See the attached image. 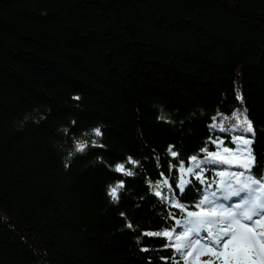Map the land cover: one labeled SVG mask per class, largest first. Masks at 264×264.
I'll return each mask as SVG.
<instances>
[{
  "label": "trees",
  "instance_id": "obj_1",
  "mask_svg": "<svg viewBox=\"0 0 264 264\" xmlns=\"http://www.w3.org/2000/svg\"><path fill=\"white\" fill-rule=\"evenodd\" d=\"M239 173L264 174V0H0V264H177L144 233Z\"/></svg>",
  "mask_w": 264,
  "mask_h": 264
},
{
  "label": "snow or ice",
  "instance_id": "obj_2",
  "mask_svg": "<svg viewBox=\"0 0 264 264\" xmlns=\"http://www.w3.org/2000/svg\"><path fill=\"white\" fill-rule=\"evenodd\" d=\"M241 123L246 125L248 132H252L251 122L247 117H244ZM94 132L97 136L102 135L99 128L94 129ZM243 143L247 144L248 141L245 140ZM94 146L97 145L94 143ZM86 147V143L76 145L77 151L80 152ZM201 151L206 152L208 157L216 156L215 152H208L206 148ZM168 152L172 157L177 155L171 146ZM189 160L195 163L187 168L184 167L183 161L179 162L181 176L176 186L181 193L184 192L185 185L191 183L184 178L188 174H191L193 179L204 182L201 161L196 156L190 157ZM128 163L137 162L129 157ZM250 166V161L241 165L245 170L250 169ZM113 170L126 176L133 175L132 170L125 169L124 164H117ZM233 176L237 187L222 191L219 199L216 192L203 195L191 205L195 211H189L187 207L173 199L170 203L185 214L183 220L176 219L175 214H171L175 227L171 230L145 232L144 235L167 238L165 247H171L179 256L177 264H190L189 258H192L191 264H199L203 255H211L219 264H264V174L246 180L243 179L244 173ZM163 184L171 188L166 178ZM123 187V181L109 186L108 195L112 201L119 200V189ZM155 194L160 196L159 191ZM233 198L242 202L233 207V203L230 202ZM127 227L131 228L132 225L129 223ZM177 227L181 229L179 233L176 232ZM142 250L148 251L147 248ZM204 264H213V261H206Z\"/></svg>",
  "mask_w": 264,
  "mask_h": 264
},
{
  "label": "rangeland",
  "instance_id": "obj_3",
  "mask_svg": "<svg viewBox=\"0 0 264 264\" xmlns=\"http://www.w3.org/2000/svg\"><path fill=\"white\" fill-rule=\"evenodd\" d=\"M241 88H242V86H241V83H240V81H237V85H236V91H237V95H238V98L240 99V100H242L240 97H242V91H241ZM200 260H201V262H206V261H213V264H219V261H217V260H215V258L214 257H212L211 255H203V256H201L200 257Z\"/></svg>",
  "mask_w": 264,
  "mask_h": 264
},
{
  "label": "bare ground",
  "instance_id": "obj_4",
  "mask_svg": "<svg viewBox=\"0 0 264 264\" xmlns=\"http://www.w3.org/2000/svg\"><path fill=\"white\" fill-rule=\"evenodd\" d=\"M169 211H170V212H173V211H174V207L170 206V207H169ZM172 256H175V254L172 253Z\"/></svg>",
  "mask_w": 264,
  "mask_h": 264
}]
</instances>
